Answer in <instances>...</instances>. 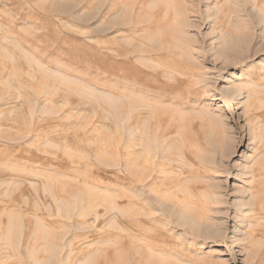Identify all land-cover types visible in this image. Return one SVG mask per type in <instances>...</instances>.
I'll return each instance as SVG.
<instances>
[{
	"label": "rangeland",
	"instance_id": "1",
	"mask_svg": "<svg viewBox=\"0 0 264 264\" xmlns=\"http://www.w3.org/2000/svg\"><path fill=\"white\" fill-rule=\"evenodd\" d=\"M0 264H264V0H0Z\"/></svg>",
	"mask_w": 264,
	"mask_h": 264
}]
</instances>
